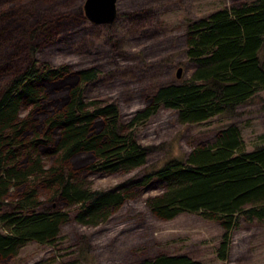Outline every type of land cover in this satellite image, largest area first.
Segmentation results:
<instances>
[{
  "label": "trees",
  "instance_id": "trees-1",
  "mask_svg": "<svg viewBox=\"0 0 264 264\" xmlns=\"http://www.w3.org/2000/svg\"><path fill=\"white\" fill-rule=\"evenodd\" d=\"M17 4L0 0V53L7 42L22 43L10 48L16 58L0 63V263L28 240L53 242L70 217L66 207L74 206L76 221L95 225L154 181L161 189L145 199L150 212L170 219L186 211L217 221L223 232L216 252L225 259L232 229L264 218V142L245 149L238 126L219 129L185 158L149 167L117 187L94 188L88 175L144 165L156 146L138 141L133 124L161 106L176 109L181 122H198L234 112L264 88V0L191 21L185 35L189 77L147 94L127 123L115 100L85 98L96 66L51 65L36 57L37 48L77 26L82 6L29 23L28 11ZM136 264L203 263L188 253L160 252Z\"/></svg>",
  "mask_w": 264,
  "mask_h": 264
},
{
  "label": "rangeland",
  "instance_id": "rangeland-1",
  "mask_svg": "<svg viewBox=\"0 0 264 264\" xmlns=\"http://www.w3.org/2000/svg\"><path fill=\"white\" fill-rule=\"evenodd\" d=\"M251 1L117 0L112 21L95 23L81 16L75 28L37 48L36 57L51 65L96 66L98 77L85 84V98L115 100L121 121L127 123L143 107L147 94L162 84L189 77L193 62L186 55L185 35L191 21L218 8ZM83 2L18 0L17 5L21 11H28L26 22L30 23L38 17L75 11ZM18 44H22L18 39L5 43L0 63L17 57L10 55V48ZM234 110L198 122H181L176 109L159 107L147 119L133 124L138 141L156 146L149 151L145 164L128 172L91 173L92 187H117L127 178L140 177L149 167L175 157L183 159L199 141H212L219 129L230 124L239 127L245 149L264 142V88ZM160 189L156 181L148 183L137 196L95 225L76 221L74 206H68L70 217L61 224L53 242L28 240L14 257L0 264H136L160 252L188 253L203 264H264V218L243 220L233 228L229 252L223 259L216 252L223 232L217 221L186 211L170 219L150 212L145 199ZM81 236L85 237L82 254Z\"/></svg>",
  "mask_w": 264,
  "mask_h": 264
},
{
  "label": "water",
  "instance_id": "water-1",
  "mask_svg": "<svg viewBox=\"0 0 264 264\" xmlns=\"http://www.w3.org/2000/svg\"><path fill=\"white\" fill-rule=\"evenodd\" d=\"M117 0H84L82 9L84 16L95 23L112 21L117 13ZM181 67H177L176 75L180 76Z\"/></svg>",
  "mask_w": 264,
  "mask_h": 264
}]
</instances>
